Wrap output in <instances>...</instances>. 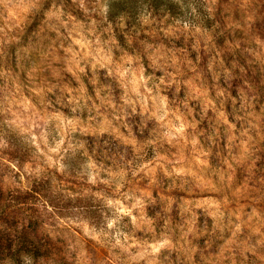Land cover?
I'll use <instances>...</instances> for the list:
<instances>
[{"label":"clouds","instance_id":"9594fccd","mask_svg":"<svg viewBox=\"0 0 264 264\" xmlns=\"http://www.w3.org/2000/svg\"><path fill=\"white\" fill-rule=\"evenodd\" d=\"M0 264H264V0H0Z\"/></svg>","mask_w":264,"mask_h":264}]
</instances>
